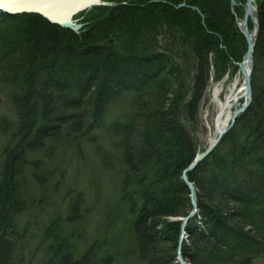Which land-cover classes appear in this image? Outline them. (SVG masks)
I'll return each instance as SVG.
<instances>
[{
	"label": "trees",
	"instance_id": "16d2710c",
	"mask_svg": "<svg viewBox=\"0 0 264 264\" xmlns=\"http://www.w3.org/2000/svg\"><path fill=\"white\" fill-rule=\"evenodd\" d=\"M111 1L76 32L36 12L0 17V94L13 111L0 122L19 126L0 151V264H24L32 241L42 264H178L182 223L173 218L192 208L182 173L206 147L200 98L210 64L241 59L242 8L235 16L230 0ZM256 3L252 102L212 150L214 166L205 159L186 174L198 206L181 253L191 264H264V0ZM102 133L111 149L98 162L115 176L112 191L89 179L92 193L104 192L98 204L96 193L87 202L69 190L55 202L42 185L34 197L25 166L35 184L39 165L61 181L63 158L85 161L86 140ZM46 151L63 158L45 166ZM45 199L55 212L44 221Z\"/></svg>",
	"mask_w": 264,
	"mask_h": 264
},
{
	"label": "rangeland",
	"instance_id": "374dc122",
	"mask_svg": "<svg viewBox=\"0 0 264 264\" xmlns=\"http://www.w3.org/2000/svg\"><path fill=\"white\" fill-rule=\"evenodd\" d=\"M118 3H119L118 1L98 0V2H96V4L86 6V8H83V9L79 10L78 12H76L71 17L69 26H61L60 24H58L56 22H54V23L63 27V28H65V27L71 28L73 31L76 32L80 28H84L85 26H87L86 22L88 20H86V19H87L88 15H92L89 13L90 9H92L94 7V10L100 12L98 14V16L102 18L103 16L106 15L107 11L96 9L95 7H97V6L107 7V6H111V5L114 6L115 4H118ZM123 3L128 4L129 2L124 1ZM251 3L253 4V11L249 14L247 25L249 24V22H251L252 28H250V25H248V32H249V35L251 34L252 36H256L257 30H258L257 14H256L257 3H256V0H251ZM230 4H231V10H232L233 15L236 14V12H234V8L237 6H240L242 8L241 17H244L245 8L247 6V0H240L239 2H236L234 0V4L230 0ZM180 5H183V4H180ZM180 5H178V6H180ZM195 9H196V7H194V10ZM196 12H198L200 14L199 9H196ZM2 13L3 12L0 11V17H1V15H3ZM22 13H25V12L16 13V14H22ZM28 13H32V11L28 12ZM41 16H44V15H41ZM241 17L239 16L238 19L236 18V26L239 27L240 32L242 33V25L240 23V21L242 19ZM83 20L85 21V23ZM212 21L214 22V24L215 23L217 24L216 20L213 19ZM51 23H53V22H51ZM191 24L193 25V23H191ZM242 35H243V33H242ZM244 37H245V42H244V44L241 45L244 48H243L242 52L240 53V56H241L240 60H236V58H235V60L230 58V61H229V59H227L223 63H221L220 61H216L215 63L210 64V66H209V70H210L209 79H208L209 83H208L207 87L205 88V90L203 91V95L200 98L201 104H200V108H199V114H200L199 115V129L197 130L198 136H200V138H199L200 143L204 142L206 147H203V149H201L200 152H197L196 155L194 156L195 158L193 159L191 164H189L186 168H184V171L182 173V179H183L184 175L187 178L186 174L188 172H191L194 169H196L195 167H197L198 164L202 162V160L207 159L209 161V163H211L210 164L211 167L214 166L213 165L214 162L212 163L213 157H211L212 156L211 153H212V150L219 143H216L213 147V144L215 142V140H213V138H215L217 136L216 135L215 118L217 116V110H218V105H217V103L213 97V88H214V86H216V84H219L221 82V80H224L225 77H229V79H227V81L224 83V91L219 96V99L223 100L225 97L226 89L231 84L233 76L235 77L236 73L239 71L240 76L242 77L241 80L245 84L246 90H247V83L245 80V75L241 69V64L244 61V56H246V54L248 53V50H249L247 38H246V36H244ZM256 38H257V36H256ZM256 38L252 42L251 47L254 45ZM105 41L109 42V41H111V39L105 38L104 42ZM252 52H253V49L251 50V53H250V58H252V67H251L252 69L249 66V69H251V70H249V73H250L249 90H250L251 96L249 97L250 98L249 102L247 100L248 98L246 100L242 98V99H239L238 103L232 107V111H231L232 117L228 123L229 125L223 129V130H226V132L233 127L235 120L243 113L244 110H246L249 107V105L252 102L251 101V99H252L251 75L253 72V64H254L253 63L254 57L252 56ZM214 67H215V69H214ZM84 68L87 69V66H84ZM221 68H222V70H221ZM213 71H215V72L213 73ZM228 74H229V76H228ZM110 82H111V80H109V82L106 84V87H105L106 91H107V92L106 91L105 92L108 94H110L115 88V87H112V85H110L111 84ZM249 90H247L248 93H249ZM244 105H246L245 108H243V110L239 111ZM4 116L12 118L13 117V111L11 109L9 101H6L4 95L0 94V121L3 120ZM200 126L202 127L201 129H200ZM1 127H3V128L5 127L6 132L4 134H2L0 132V151L2 150L5 143L8 142L9 139H12L15 137V131L19 129V126H16V125L15 126H9L7 121L4 123L0 122V129L2 130ZM224 134H222V135L224 136ZM65 146L68 149L69 154H71V151H70L71 144L65 143ZM84 147H85L84 152H86V160L85 161L84 160L81 161L80 159H73V158L69 159L72 154L63 158L62 156L58 157L57 155L54 156L52 153H47V151L42 153V156H44L45 166L47 165L46 163H48L49 161L54 160L55 161L54 164H56L63 158L64 164L62 165V168H60V171H62V174L64 176H63V178L61 177V181H59L56 176L51 177V171L48 172V173H50V174H48L45 171V168L42 167L41 165H39V168L36 166L37 169H35V171H34L35 175L39 174V179L37 180V182L39 184H35L34 182L30 181L29 175H31V173H30V170H28L27 166H25L26 170L24 171V173H22V176L27 177L26 181H28L27 183H29V185L27 184V187L31 186L30 188L32 190L34 188L37 191V193L34 194V197L40 196L39 195L40 194L39 189L41 188V185H42V186H46V187L48 186L50 188V191L54 190L53 197L57 196V197H55V200H54L55 202H61L62 200L66 199V196H64V192L69 190L71 193L72 192H82L83 197L87 198V199H85L87 202L90 201V198H92V195L95 196V193H96V195L98 197V199L96 200V203L98 204L99 201L101 200V197L104 195L103 194L104 192L94 191L92 193V190H95V188H93L89 183H87V181L89 179H93V180L95 179L96 181H97V179H101L102 183H104V188L107 191V193L112 191L113 186H114L115 176L113 175V173H111L109 171L103 172V170H101V168L99 166V162H98L100 159V155L103 153V151H105V153H110L111 142H110L108 136L105 133L99 134L96 139L86 140ZM193 164H194L193 169L188 171V168L191 167V165H193ZM222 168H223V166H222ZM27 170H28V172H27ZM53 171H54L55 175L61 176V175H58V171L56 169H53ZM223 171H224V168H223ZM90 172H92L94 174L92 175ZM28 173H30V174L28 175ZM40 180H42V181H40ZM188 180L193 184L194 190H195L194 182L191 181L190 179H188ZM185 183H186V181H185ZM87 184L89 185L90 188L87 186ZM186 185H187V183H186ZM187 187H188V185H187ZM188 190H189V188H188ZM195 191H194V199H195ZM191 196H192V194L190 191V201H191ZM54 201H52L50 205L48 204V203H50V200H48V199H45L44 202H42L43 204H46L45 210L43 211V213L41 215V218L44 221H45L46 217L52 215V213L55 212V208L53 207ZM84 204H85V202H84ZM191 204H192V201H191ZM93 206H94V204H93ZM191 206H192V208L187 215L182 216V217H174L173 219H178L182 223L183 219L186 218L191 213V211L193 210V205H191ZM197 210H198V206L196 209V213H197ZM196 213H194L193 215H195ZM30 215L33 216V214H31V213H30ZM21 216H23V214H21ZM24 217H22V218L24 219ZM190 218H188V219H190ZM23 219H21V218L18 219L20 224L23 223ZM96 219L97 218H95V221L93 220L91 223L93 228L95 226ZM186 222L184 225V233L183 234H182L183 223H182L181 228H180V234L181 235H180V238L178 241V250H177V254H176V262H178V264H181V262L179 261V257H182L184 264H191V262L189 260H187L185 257H183L181 254L184 243H186L187 245L190 244L189 234L185 230V226L187 224ZM90 229H92V228H90ZM34 231H36V230H32V232H34ZM182 236H183V239L181 240ZM34 245H35V241H32L23 250V252H24V264L30 263V262H31V264H42V262H41L42 254L40 252L37 253L35 256H33L34 252L32 250L34 248ZM130 264H132V263L130 262Z\"/></svg>",
	"mask_w": 264,
	"mask_h": 264
},
{
	"label": "bare ground",
	"instance_id": "6f19581e",
	"mask_svg": "<svg viewBox=\"0 0 264 264\" xmlns=\"http://www.w3.org/2000/svg\"><path fill=\"white\" fill-rule=\"evenodd\" d=\"M96 1L98 0H0V5H4L6 7H9L11 5L20 6L31 3L43 5L44 12H46L53 18L55 17L56 20L60 22H65V24H67L68 22L66 21V16L68 14L75 11V9L83 7L87 3H92ZM252 11L253 9L249 12V14ZM241 18L242 19L240 23H242L244 17ZM249 36H250L249 42L252 43L253 40L256 38V36H252L251 34ZM241 66L246 72H249L250 69H249L248 61L244 60ZM227 79H229V77H225L224 80H221V82L219 84H216V86H214L213 88V97L218 105L217 116L215 118L217 136L213 138V140L215 141L219 137L218 134L229 125L228 123L232 117V113H231L232 107L238 103L239 99L243 98L246 100L249 95L246 90L245 84L241 80L242 77L240 76V72L238 71L236 73V76L235 77L233 76L231 84L226 89L224 99L220 100L219 96L224 91V83L227 81ZM221 139L217 143H219Z\"/></svg>",
	"mask_w": 264,
	"mask_h": 264
},
{
	"label": "water",
	"instance_id": "95a60500",
	"mask_svg": "<svg viewBox=\"0 0 264 264\" xmlns=\"http://www.w3.org/2000/svg\"><path fill=\"white\" fill-rule=\"evenodd\" d=\"M232 3L234 4V0H231ZM98 2V1H96ZM96 2H92V3H87L86 5H84L83 7L81 8H78V9H75V11L71 12L70 14H68L66 16V21L68 22L67 24H65V22H60L58 20H56V18L50 16L49 14H47L46 12H44V7L43 5H38V4H34V3H31V4H25V5H11L9 7H6L4 5H0V11H2L3 13H7V14H10V13H21V12H37L41 15H44L50 22H56L58 24H60L61 26H69L70 25V19L71 17L76 13L78 12L79 10L83 9V8H86V6H89V5H92V4H96ZM248 8V9H247ZM253 9V4L251 3V0H247V6L245 8V15H244V18H243V21L241 23L242 25V33L244 36H246L247 38V41H248V47H249V50H248V53L246 54V56H244V60L248 61L249 62V66L250 68L252 67V58H250V53H251V50H252V43H250V36H249V32H248V25H247V20H248V17H249V12ZM255 38V37H254ZM254 41V40H253ZM241 69L245 75V80H246V83H247V90H249V82H250V79H249V76H250V73L249 72H246L242 66H241ZM252 69V68H251ZM250 69V70H251ZM248 102H249V97L251 96V93H250V90H249V93H248ZM248 105V104H247ZM246 105H244L239 111L243 110V108H245ZM236 112V111H235ZM226 132V130H222L218 135V139L214 142L213 144V147L214 145L222 138V134H224ZM194 167V164L191 165V167L188 168V171L193 169ZM183 179L186 181L187 185H188V188L189 190L191 191V201H192V205H193V210L191 211V213L183 219L182 223H183V226H182V234L184 233V225H185V222L188 220V218L192 217L194 213H196V209H197V203L194 199V186L193 184L186 178V176L184 175L183 176ZM184 236V235H183ZM183 236L181 238V240L183 239ZM179 261L181 262V264H184L183 260H182V257H179Z\"/></svg>",
	"mask_w": 264,
	"mask_h": 264
}]
</instances>
